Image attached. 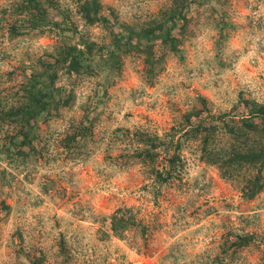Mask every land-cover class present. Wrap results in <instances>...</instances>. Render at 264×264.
<instances>
[{"label": "rangeland", "instance_id": "obj_1", "mask_svg": "<svg viewBox=\"0 0 264 264\" xmlns=\"http://www.w3.org/2000/svg\"><path fill=\"white\" fill-rule=\"evenodd\" d=\"M96 1L106 23L75 0H0V264H257L228 244L264 230V165L230 146L264 135L194 123L264 103V0ZM172 14L147 61L141 31ZM25 106L35 122L13 119ZM171 128L176 168L154 139Z\"/></svg>", "mask_w": 264, "mask_h": 264}, {"label": "trees", "instance_id": "obj_2", "mask_svg": "<svg viewBox=\"0 0 264 264\" xmlns=\"http://www.w3.org/2000/svg\"><path fill=\"white\" fill-rule=\"evenodd\" d=\"M78 4H77V8L80 7L81 9V16L84 20L88 21V22H92L94 20H101L104 21L106 23L107 18L106 16H104V14L101 12V4L96 1V0H86L83 2H80L79 0H75ZM183 15L178 14V16L174 17L173 14L170 16L168 15V18L170 20V25L164 27L162 26L161 21H156V22H150L149 24H151L149 26L148 29L141 31L142 34V40L141 42H138V45L142 46V52L145 55V58L147 61H151L154 59V49H153V45L155 43L150 42V39H152L153 37H160L161 39L166 38L170 41H173L174 38L171 35V31L170 28L172 27V25L175 23V19L176 18H182ZM154 30V31H153ZM79 52H82L80 49H76L74 46H68V51H62V56H68L69 57V69H74L75 70V74L80 75L81 73L85 72V71H81L79 72L78 66L82 65V63L80 62V56L78 55ZM84 67L90 71L91 70V65L89 63L84 64ZM53 71V70H52ZM87 73V72H86ZM55 73H49L47 75V79L46 82H50L53 81L55 78ZM31 91H29V97L33 98L34 94L30 93ZM50 92H47V95H49ZM52 101L54 103H56L57 98H53ZM44 104L48 103V100H45L43 102ZM247 105V104H246ZM247 107V112L243 115L239 117L238 121H235L234 118L230 117L227 118L223 115V113H217L216 115H208L207 117H203L201 118V120H195V126L200 127L203 129L204 131V135L206 136L203 137L205 140L208 139H212V137L214 136V134L218 133V131H223L226 132L228 131L229 133H234L235 135H243L245 129L247 130H251L253 132H260L261 134L264 135V103H255L253 102V104L246 106ZM199 111V110H198ZM17 113L19 114V116L24 115L26 117V120L30 121H36L37 117H38V113L36 111H34L32 108H30L29 106H25L23 108V110L18 109L12 112V114L14 115V120L15 117H17ZM209 113V112H207ZM217 120L215 121H208L209 118H216ZM237 122V123H236ZM189 123V122H187ZM173 129V128H171ZM176 130H179V128H177ZM186 133V130L185 132ZM175 135V129L171 130L170 132L167 133H163L162 136H154V139L156 140V144L157 145H162L165 148V160L168 163H171L173 165V167L176 168V166H178V164H176V161L180 160V156L178 155V152H175L174 149L177 151V149L180 146V141L177 140V136ZM153 145H155V143H153ZM173 150L174 152L172 154H168V151ZM230 149L232 150L233 157H238L242 160H245V158H241L242 156L239 155V153H249V157H250V161H254L257 162L258 164H262L264 165V141L261 143H251V142H244L241 143L239 145H235V144H231ZM229 154V157L232 159L231 153ZM224 153H226V151L224 150V148H209L204 150V158H206L208 161L210 162H217V161H221L223 159V155ZM148 161L150 162L151 165L156 164L154 157L156 155V152L154 153H149L148 154ZM209 155V156H208ZM219 155V156H218ZM228 157V158H229ZM230 159H228V162ZM246 160H248L246 158ZM249 161V160H248ZM238 163V160L236 161ZM181 164V163H180ZM182 165H180V169H181ZM232 168V166H231ZM172 170V169H171ZM170 170V171H171ZM177 170V171H176ZM156 172H159L158 170H155ZM170 171L168 172V176L171 177L172 174L170 173ZM176 173H178L179 168L175 169ZM225 171H228V168H225L222 173L224 174ZM1 205L3 204V200H0ZM120 219L121 221L123 220L122 217H117V220ZM114 225L115 222L113 221ZM124 223V222H122ZM116 227V226H115ZM234 239L233 240H229V247H232L233 250L232 252H236L237 249H239L240 247H243L245 245H251L253 246L254 250L257 253V264H264V230L262 231V233L258 236L255 233L252 232H245L244 234H234ZM236 249V250H235ZM236 258H239L238 256H236ZM241 260V258H239Z\"/></svg>", "mask_w": 264, "mask_h": 264}]
</instances>
